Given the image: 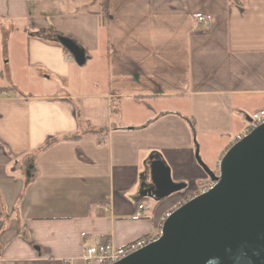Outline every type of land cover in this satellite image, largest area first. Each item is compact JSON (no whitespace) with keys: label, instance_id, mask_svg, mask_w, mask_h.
<instances>
[{"label":"crops","instance_id":"1","mask_svg":"<svg viewBox=\"0 0 264 264\" xmlns=\"http://www.w3.org/2000/svg\"><path fill=\"white\" fill-rule=\"evenodd\" d=\"M260 109L264 0H0V264L155 236Z\"/></svg>","mask_w":264,"mask_h":264},{"label":"water","instance_id":"2","mask_svg":"<svg viewBox=\"0 0 264 264\" xmlns=\"http://www.w3.org/2000/svg\"><path fill=\"white\" fill-rule=\"evenodd\" d=\"M58 39L82 64L80 47ZM199 162L214 184L168 213L155 240L114 264H264V123L227 148L218 176ZM150 176L142 193L152 199L181 187L161 161L151 160Z\"/></svg>","mask_w":264,"mask_h":264},{"label":"built area","instance_id":"3","mask_svg":"<svg viewBox=\"0 0 264 264\" xmlns=\"http://www.w3.org/2000/svg\"><path fill=\"white\" fill-rule=\"evenodd\" d=\"M197 21L199 24H201L202 27H209L211 24L210 19L205 15L198 16ZM263 123L264 109L253 112L243 130L236 136L235 141L239 140L240 138L248 134L252 129L258 127ZM215 174L218 176L219 170L215 172ZM213 184L214 182L211 180L206 190H208V188H210ZM206 190H203L202 192ZM148 207L149 205L146 204H138V209H144ZM105 210H107V207H105ZM160 231L161 227L155 236L139 238L124 246H116L110 241L101 243L95 239L92 241L91 245L85 248L83 254L79 258H64L62 260V264H114L121 258L141 249L151 241L155 240L160 235Z\"/></svg>","mask_w":264,"mask_h":264},{"label":"trees","instance_id":"4","mask_svg":"<svg viewBox=\"0 0 264 264\" xmlns=\"http://www.w3.org/2000/svg\"><path fill=\"white\" fill-rule=\"evenodd\" d=\"M101 4H102L103 15L107 16V14H108V7H109V0H101ZM185 119L188 122V124H189L192 132L194 133L195 132L194 121L192 119H190V118H185Z\"/></svg>","mask_w":264,"mask_h":264},{"label":"rangeland","instance_id":"5","mask_svg":"<svg viewBox=\"0 0 264 264\" xmlns=\"http://www.w3.org/2000/svg\"><path fill=\"white\" fill-rule=\"evenodd\" d=\"M67 54L70 55V62H71L72 64H75L76 66H82V65H83V64H79V63H77V62L75 61V59H74L73 56L70 54V52L68 51V49H67ZM217 171H218V166H217V169L214 171V173L217 172Z\"/></svg>","mask_w":264,"mask_h":264}]
</instances>
